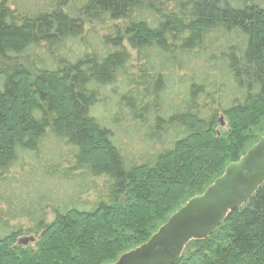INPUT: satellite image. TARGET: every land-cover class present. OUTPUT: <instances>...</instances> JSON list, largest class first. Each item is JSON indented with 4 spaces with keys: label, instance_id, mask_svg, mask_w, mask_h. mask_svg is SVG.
<instances>
[{
    "label": "trees",
    "instance_id": "1",
    "mask_svg": "<svg viewBox=\"0 0 264 264\" xmlns=\"http://www.w3.org/2000/svg\"><path fill=\"white\" fill-rule=\"evenodd\" d=\"M264 137V0H0V264H112ZM174 264H264V183Z\"/></svg>",
    "mask_w": 264,
    "mask_h": 264
},
{
    "label": "water",
    "instance_id": "2",
    "mask_svg": "<svg viewBox=\"0 0 264 264\" xmlns=\"http://www.w3.org/2000/svg\"><path fill=\"white\" fill-rule=\"evenodd\" d=\"M264 183V137L206 191L191 198L145 243L112 264H174L192 239H204L227 213L245 204Z\"/></svg>",
    "mask_w": 264,
    "mask_h": 264
}]
</instances>
